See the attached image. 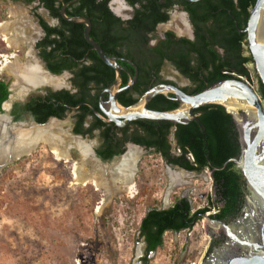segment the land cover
I'll return each instance as SVG.
<instances>
[{
  "label": "trees",
  "instance_id": "1",
  "mask_svg": "<svg viewBox=\"0 0 264 264\" xmlns=\"http://www.w3.org/2000/svg\"><path fill=\"white\" fill-rule=\"evenodd\" d=\"M41 1L54 11L52 0ZM125 1L132 7L138 6L134 8L133 17L125 21L110 12L109 0H78L76 7L67 14L84 15L90 20L92 25L90 37L98 42L106 54L124 53L132 58L139 73L137 84L140 81L143 82L149 74H156L164 59L191 81L192 87L184 90L189 95L196 94L216 82L231 78L226 75V69L249 78V73L243 65L251 59L241 55L242 43L246 36L242 30L246 26L249 10L255 0H201L196 3H187L182 0ZM176 3L187 11L190 22L194 26L196 40L192 43L184 39L174 41L171 39L172 34L168 32L165 34L166 40L160 41L154 47H148L150 40L156 37V25L168 20L166 11ZM62 25L60 28H48L43 24L47 36L54 34L62 38L61 41L56 38L48 40L45 45H53L50 52L61 50L62 53L70 55L71 61L68 68H77L72 59L79 60L84 53H87L91 62L90 65L81 66L74 72L73 83L77 89L76 94L62 92L50 95L74 107L88 99L89 83L97 87L101 83L107 85L113 80L114 72L99 60L93 50H90V46L83 38L82 25L68 22H63ZM67 30L69 33L65 35ZM66 42L69 43V48H63L62 44ZM212 46L223 50L222 58L211 49ZM192 53H196L197 56L192 57ZM43 55L49 61L50 53L43 49ZM192 61L193 65L190 64ZM125 67L130 69L127 65ZM50 68L55 73L61 70L56 64H50ZM125 83L124 77L123 84ZM6 87L7 84L0 81V112L1 105L9 94ZM258 94L264 101V87L261 84L258 87ZM48 97L46 101H50L51 98ZM46 101L34 99L33 103L24 107L34 116L38 124H43L48 115L57 113L55 107L53 108V105L47 104ZM119 102L128 106L135 101L123 97ZM175 105L164 97L157 96L148 108L167 111L175 108ZM195 114L196 119L186 125H172L166 121H137L141 132L135 130L130 140L145 148H153L155 154L167 164L198 173L205 169L212 172L213 203L219 211L211 217L225 220L227 216L237 213L243 202L240 174L234 168V164L228 162L221 169L225 162L238 156L239 146L236 142V134L232 128L227 129L231 117L220 106H202L195 111ZM14 118L15 121L22 119L17 116ZM99 124L98 121L93 123L86 132H90ZM74 132L77 134L85 132L82 130L81 117ZM171 133L180 151L176 157L169 151L168 136ZM101 137L104 140V148L96 152L98 156L107 161L121 154V150L115 149L112 145V137L109 136L108 130H104ZM187 154H191L192 161L187 158ZM205 211L204 208L192 212L190 201L186 197L173 196L172 204L168 209L148 210L140 222V230L149 243V249L155 250L161 246L165 231L180 232L191 228Z\"/></svg>",
  "mask_w": 264,
  "mask_h": 264
},
{
  "label": "rangeland",
  "instance_id": "2",
  "mask_svg": "<svg viewBox=\"0 0 264 264\" xmlns=\"http://www.w3.org/2000/svg\"><path fill=\"white\" fill-rule=\"evenodd\" d=\"M15 1L0 0V24L3 21L11 24L15 19L18 24L31 19L21 2ZM119 15L128 16L122 12ZM184 24L185 18L174 11L159 31L169 29L182 35L185 31L179 30L185 29ZM14 36L15 32L7 35ZM1 38L0 35V54H4L6 47ZM154 43L151 41V45ZM2 65L0 58V69ZM162 75L184 85L167 66ZM0 78L11 86L16 84L15 77L11 80L3 70ZM17 88L11 87L4 106H10L15 94L20 96ZM56 123L60 125L59 130L52 133L59 144L68 148L67 161L55 160L48 146L40 143L30 155L7 164L0 171V264H142L137 261L141 243L137 242L136 231L147 210L168 209L173 196L186 197L192 212L205 208L212 214L217 210L211 201L212 184L206 170L190 173L184 179L187 184L173 187L166 194L170 184L167 171L178 169L165 166L153 152L140 150L133 192L117 193L97 214L95 208L102 199V191L95 190L91 183H74L71 175L72 166L83 161L81 147L91 152L97 139L76 144L67 137L71 121L67 118ZM23 124L21 129L30 128L29 122ZM91 161H94L91 156L83 161L88 172H93ZM117 163L115 159L111 164ZM205 221L202 217L198 219L192 225L195 228L190 236L185 230L165 233L162 246L147 264H188L200 257L209 242Z\"/></svg>",
  "mask_w": 264,
  "mask_h": 264
},
{
  "label": "flooded vegetation",
  "instance_id": "3",
  "mask_svg": "<svg viewBox=\"0 0 264 264\" xmlns=\"http://www.w3.org/2000/svg\"><path fill=\"white\" fill-rule=\"evenodd\" d=\"M60 1H63L64 3L71 2L64 9L65 15L67 17H85L84 15L70 16L67 14L68 11L70 12V11H72L73 8L76 7L78 0H75V1L69 0L67 2H65L64 0H52V7H53L54 11H52V9L50 7H47V5L44 2H42L41 0H16L15 1V2H21V5L23 7H25L28 16L31 19L29 21H26V20L19 21L18 24H16L18 21L17 19H15L14 21H11L12 23L10 24V29L8 30L7 35L9 34V36H12V35H14V32H15V36L13 38L17 41L18 45L16 46V48L12 49L11 47H8L6 45V43L3 41V37L1 38L2 42L4 43V45L6 47V52L4 54H0V58L3 61V64H4V59L2 57L3 55L5 56V58H7L8 61H15V58H17L18 63L22 67H24V65L26 64L27 61H29V60L32 62L34 61L39 65L41 70L44 72V74L46 76H48L49 79L62 78L63 82L61 84H58V85L41 83V84H38L36 86L30 85L28 87H24L22 94L20 96H16V94H15L14 98L10 102L8 114H9V117L11 119V122H13V123H20V122H25V121L26 122H29V121L36 122L34 119V116L24 107L29 103H33L32 100H34V99H41L42 102H45L47 97L49 96L48 98H51V99H50V101H46V102H47V104H52L53 108L55 107V111L57 113L56 114L53 113V114L48 115L45 122H47L49 119H55V121L58 122V121H63V120L68 118L72 123L71 128H70V132L73 135H79L82 138L89 139V140L96 138L97 144L95 146L93 145L94 147H93V150L91 152H93L95 154L96 159L99 160L101 163H103V164L111 163L115 159L119 163L120 159H122V156H125V154L129 150V148H137L139 150L138 151L139 156L142 154V153L140 154V148H141V152H143V153L153 152L155 154V152H154L155 150L153 148H145L144 146L134 144L130 140V138L132 137V133L135 130L141 132L137 121H143V120L130 121L129 123H127L124 126H117L114 122L108 121L107 118L104 116V111H106V112L109 111V94L105 93L104 91L106 89H109V87L111 86V84L113 83L114 78H115L114 70H112L108 66L107 67L114 72L113 80L111 82H109L107 85H103L101 83L100 86H98V87L93 83H89L88 84V89H89L88 99L79 102L76 106L72 107V106L68 105L67 103H65L64 101H62L60 98L55 99V98H53L54 96H52V97L50 96V95H53V94L55 95V94L62 93V92H66V93L72 94V95L76 94L77 89L73 83L74 72L77 70V68H80L81 66L91 64L90 60L88 59L87 53H84L82 55L81 59H79V60H75L74 58L72 59L74 61V63L77 65V68H75V69L68 68V65L71 61V56L68 54L62 53L61 50L50 52L51 49L53 48V45H51V44L45 45L48 42V40H51L53 38H56L58 41H61V39H62L61 37L55 36L54 34L47 36L45 26L48 28H60L63 26L62 25L63 22L64 23L65 22L72 23V22L66 21L65 19L62 18V16H61L62 4L60 3ZM121 3H122V6H120L121 9L116 10L117 5L113 2V0H109L108 8H109L110 12L118 18H120V17L117 16L115 14V12H117V13L122 12V14L125 13L126 15H128L124 19L120 18L123 21L131 19L134 15V8L138 7V6L136 5V6L132 7V6L128 5L126 1H125V4L122 1H121ZM174 11L179 12L185 18V24H184L185 29H183L185 32L182 35H177L174 31L169 30V29L159 31V28L168 22L170 14ZM166 13L168 14V20L166 22H161V23H158L156 25V27H155L156 37L150 40L148 47H154L160 41L166 40L165 34L168 32H170L172 34L173 37H171V39L174 41H176L178 39H184V40H187L189 43H192L196 40L194 26L190 22L189 15H188L187 11L182 6H180L176 3L170 9H168L166 11ZM8 17H10L9 13H8ZM85 18H87V17H85ZM43 24H45V26H43ZM73 24H76V23H73ZM90 24H91V22H90ZM77 25H82V24H77ZM182 25H183V22H182ZM82 26L84 27V25H82ZM14 28H15V30L13 32ZM91 28H92V25H91ZM183 30L182 31L179 30V31L183 32ZM82 31H83V29H82ZM90 32H91V30H90ZM242 32H243V30H242ZM68 33H69L68 30L65 31V35ZM153 40L155 41V43L153 45H151V41H153ZM62 45H63V48H66V47L69 48V43H67V42L63 43ZM22 49H23V53L21 51ZM28 49H29V51H27ZM43 49L47 53H50L49 61L43 55ZM211 49H213L218 54V56L220 58H222L224 53H223V50L221 48L212 46ZM90 50H92L91 47H90ZM24 51H26V53H24ZM17 53H19L20 56ZM21 55H23V56H21ZM106 55L109 57L115 58L116 62L121 66V83H120L119 87L120 88L124 87L125 85L128 84L129 80L131 78H134L136 75L134 67L131 64H129L128 62H131L134 65H135V63L133 62L132 58L127 57L124 53H122L121 55H114V54L113 55L106 54ZM241 55L244 58L250 57V59H251L249 62L244 63L243 68L248 71L249 78H247V79L252 80L253 88L258 93V87L261 84V82H260V80L256 74L255 68H254V63L252 61L251 54H250V51L248 49L246 36H245V39L242 43ZM196 56H197L196 53H192V57H196ZM50 64H56L59 68H61L60 72L55 73L50 68ZM190 64L193 65L194 64L193 61ZM125 65L129 66L130 69L125 67ZM165 66H167L169 68V71L171 73H173L177 77H179L183 81L184 85H180L177 82H175L174 80H172L166 76H163L162 72L164 71ZM136 69H137V66H136ZM3 71L8 74L10 79L11 78L13 79V76H11L7 70H3ZM138 74L139 73H138V69H137V77H136L135 83L133 84V86L130 89L123 90L118 94V96H117L118 102H119L120 98L124 97V98H129L130 100L135 101V102L129 104L128 106L137 104L141 100V98L144 96L145 93H147L150 89L157 87L159 85H171V86H174V87L182 90L183 92H185L184 91L185 89L192 87L191 81L188 78H186L185 76H183L177 70V68L173 64H171L169 61H167L166 59H164L162 61L160 68H159V70H157L156 74H154V73L149 74L144 79L143 82L140 81L137 84L138 76H139ZM226 75L231 76V78H226V80L233 79V78L243 80V78H245L243 76L235 74L233 72V70L230 71L229 69H226ZM124 77L126 78L125 84H123ZM0 81H3L5 84H7L6 88H7V91L9 92L7 99L1 105V112L0 113H4V111L2 110V106L9 99V95L12 92L11 87H13V85L11 86L10 83L8 84V82H6L2 78H0ZM134 86L136 88H134ZM157 96H162L166 100H169L171 103L176 104L175 108L179 106V102L176 100L175 96L172 93L168 92L165 94H157L156 96H154L148 102L147 108L150 104H152L153 99H155ZM100 97H101V99H100ZM91 100H93V101H91ZM261 100H262V98H261ZM119 104L122 105L120 102H119ZM15 105H17V107H15ZM262 105L264 107V101L263 100H262ZM122 106H124V105H122ZM15 116L20 117L22 119L15 121L14 120ZM80 117L82 118V130L85 131L84 134H80V133L77 134L74 132L75 126H76ZM55 121H51V122H55ZM97 121L100 123L99 126L96 128H93L90 132H86L88 129L91 128L92 124L97 122ZM229 128H232V131L236 134V142H237L238 134L236 132L237 130H236V127L233 123L232 118L229 120V122L227 124V129L229 130ZM104 130L109 131V136L112 137V145H114L115 149L121 150L120 155H115L112 157L111 160H107V161L103 160L96 153L98 150H102L104 148V146H103L104 140L101 137V134ZM168 143L170 146V150H169L170 154L174 157L178 156L180 154V151L176 147L175 140L173 139L172 133L168 136ZM237 144H238V142H237ZM238 146H239V144H238ZM238 154H239V152H238ZM160 159L163 161L165 166H170L171 168L178 167V166H175L172 164H167L161 157H160ZM234 168L240 174V182H241V186L243 188L242 195L244 198V194L246 192L245 183H244V180H243V177L241 175L240 170L236 167L235 164H234ZM205 170L207 171V173L211 179V184H212V178H211L212 172H210L208 169H205ZM188 172H194V171H188ZM196 173H198V172H196ZM211 201L213 203V188H212ZM213 205L216 207L217 210L215 212H213L212 214H210L209 216H214L219 211V208L214 203H213ZM241 207H242V205H241ZM207 208H209V207H207ZM240 209L234 215L232 214V215L227 216L225 220L215 219L214 217H212V218L214 220H217V221L229 223L232 220H234L235 217L240 213ZM163 210H165V209H163ZM147 212H148V210L141 217L139 224H138L137 231H136V234H137L136 239H138L137 242L139 241L141 243V251H140L139 255L137 256V261L142 262V264H147V260L150 258V256L152 254H154V252L162 246V244H161V246L157 247L155 250H150L149 249V243L143 237L144 234L140 230V222ZM205 212H207V210ZM212 230H214V233L212 231H210L211 239H210V242H209L208 246L206 247L205 251L203 252V256H202L201 261H203L205 259L207 254L209 252H211V250L214 247L221 244L225 239V237L221 231H218L217 229H213V228H212ZM165 233H179V232L165 231L163 233V235ZM163 235H162V237H163Z\"/></svg>",
  "mask_w": 264,
  "mask_h": 264
},
{
  "label": "water",
  "instance_id": "4",
  "mask_svg": "<svg viewBox=\"0 0 264 264\" xmlns=\"http://www.w3.org/2000/svg\"><path fill=\"white\" fill-rule=\"evenodd\" d=\"M121 1L125 4V0ZM182 1L196 3L201 0ZM60 3L62 4V18L72 23L84 25L83 38L85 42L96 53L97 57L115 72L113 83L109 89L104 91L109 94V111H104V116L108 121L114 122L117 126H124L135 120L166 121L172 125H186L196 119L195 111L197 109L209 105L220 106L230 115L238 134L239 154L236 158L225 162L221 169L228 162L235 164L243 177L246 192L240 213L231 222L225 223L214 220L211 216L205 217V230L209 236V242L211 239L210 231L214 233L212 228L221 231L225 239L221 244L214 247L203 261H201V257L199 264H264V107L259 94L243 80L233 78L216 82L193 95L186 94L171 85H159L145 93L137 104L122 106L117 101V96L121 91L130 89L135 83L137 77L136 66L128 62L134 67L136 75L129 80L127 85L120 88L121 66L115 58L107 56L101 46L92 40L90 37V21L85 17H67L64 9L71 2L64 3L60 1ZM115 14L123 18L119 13L115 12ZM263 25L264 0H255L254 5L249 10L243 32L246 35L256 74L264 87ZM168 92L175 96L179 102L178 107L167 111H156L147 108L148 102L154 96ZM2 110L4 113H0V118H6L8 127H10L9 132H12V128L20 130L24 126V122H11L8 114L9 107L3 105ZM48 121H55V119H49ZM29 123L34 126H43L47 122L38 124L29 121ZM67 137L76 144L89 142V139L73 135L71 132L68 133ZM89 154L99 166L110 169L112 162L103 164L96 159L93 152H89ZM22 157H25V155L20 158ZM4 166L6 164L0 167V171ZM168 168L171 167L168 166ZM173 168L186 173H193L179 167Z\"/></svg>",
  "mask_w": 264,
  "mask_h": 264
},
{
  "label": "bare ground",
  "instance_id": "5",
  "mask_svg": "<svg viewBox=\"0 0 264 264\" xmlns=\"http://www.w3.org/2000/svg\"><path fill=\"white\" fill-rule=\"evenodd\" d=\"M117 5L116 10H120L122 6L121 0H113ZM15 17V15H13ZM183 22L182 19H180ZM10 29V22H3L0 24V35L3 37V41L8 47L12 49L18 45L14 38L7 37L8 30ZM264 30V25L262 31ZM184 32V30H183ZM2 70H7L10 75L15 77L16 84L14 85L18 89V95H21L24 87L30 85H38L41 83L58 85L63 82L62 78L49 79L44 74L39 65L36 62L27 61L24 67L18 64L17 58L15 61H8L5 56ZM13 86V88H14ZM60 125L56 122H49L43 126L30 125V128L24 130H14L9 132L8 122L5 117L0 118V167L4 164H10L11 161L19 160L22 155H30L43 143L48 146L50 153L55 160L67 161L69 154L66 151L68 148H64L54 139L55 132ZM23 128V127H21ZM80 146V145H79ZM81 155L83 161L89 159V152L81 147ZM137 148H129L125 156L122 157L119 163L111 165L110 169L101 167L95 161H91L93 172H88L84 168L83 161L81 164H74L72 166V177L76 184L86 185L91 183L95 190L102 191V199L97 204L95 212L100 214L102 209L114 198L117 193L131 194L134 188V175L137 172L136 163L139 159V153ZM167 175L170 179L168 188L172 189L176 186L187 184L184 181L185 177L190 176V173H186L181 170L170 172L167 171ZM206 222V221H205Z\"/></svg>",
  "mask_w": 264,
  "mask_h": 264
},
{
  "label": "built area",
  "instance_id": "6",
  "mask_svg": "<svg viewBox=\"0 0 264 264\" xmlns=\"http://www.w3.org/2000/svg\"><path fill=\"white\" fill-rule=\"evenodd\" d=\"M241 78V77H240ZM243 81L248 84L250 87H253V84H252V80L251 79H247V78H243ZM187 158L190 159L192 161V156L191 154H187ZM210 215V212H205L204 213V216L202 217L204 220H205V217H208ZM195 227H191V228H188V229H185V231H187V234L188 236L191 235L192 233V230L194 229ZM203 253L200 255V257H196L193 259V261H190L188 264H199V261L202 257Z\"/></svg>",
  "mask_w": 264,
  "mask_h": 264
}]
</instances>
